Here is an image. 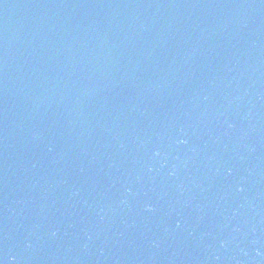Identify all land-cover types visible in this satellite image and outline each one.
<instances>
[{
    "label": "water",
    "instance_id": "95a60500",
    "mask_svg": "<svg viewBox=\"0 0 264 264\" xmlns=\"http://www.w3.org/2000/svg\"><path fill=\"white\" fill-rule=\"evenodd\" d=\"M0 264H264V0H0Z\"/></svg>",
    "mask_w": 264,
    "mask_h": 264
}]
</instances>
